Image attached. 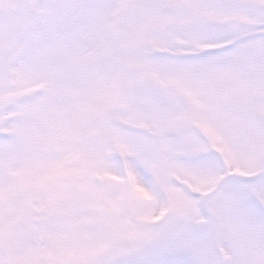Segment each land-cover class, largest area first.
Listing matches in <instances>:
<instances>
[{"label": "snow or ice", "instance_id": "snow-or-ice-1", "mask_svg": "<svg viewBox=\"0 0 264 264\" xmlns=\"http://www.w3.org/2000/svg\"><path fill=\"white\" fill-rule=\"evenodd\" d=\"M0 264H264V0H0Z\"/></svg>", "mask_w": 264, "mask_h": 264}]
</instances>
